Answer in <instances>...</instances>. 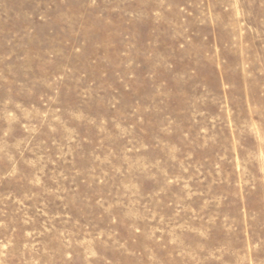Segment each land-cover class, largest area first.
<instances>
[{
	"label": "rangeland",
	"instance_id": "obj_1",
	"mask_svg": "<svg viewBox=\"0 0 264 264\" xmlns=\"http://www.w3.org/2000/svg\"><path fill=\"white\" fill-rule=\"evenodd\" d=\"M0 264H264V0H0Z\"/></svg>",
	"mask_w": 264,
	"mask_h": 264
}]
</instances>
